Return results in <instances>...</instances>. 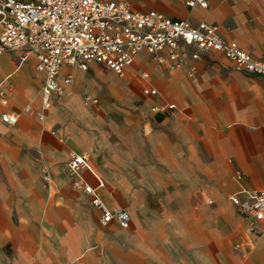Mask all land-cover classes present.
Wrapping results in <instances>:
<instances>
[{
	"label": "crops",
	"instance_id": "1",
	"mask_svg": "<svg viewBox=\"0 0 264 264\" xmlns=\"http://www.w3.org/2000/svg\"><path fill=\"white\" fill-rule=\"evenodd\" d=\"M113 1L216 25L264 61V0ZM23 55L0 54V264H264V232L231 200L264 191L261 76L221 52L203 54L191 73L142 51L121 74L64 65L72 82L43 109V74ZM74 153L88 156L80 176L102 202L128 212L126 227L101 223L73 186Z\"/></svg>",
	"mask_w": 264,
	"mask_h": 264
},
{
	"label": "built area",
	"instance_id": "2",
	"mask_svg": "<svg viewBox=\"0 0 264 264\" xmlns=\"http://www.w3.org/2000/svg\"><path fill=\"white\" fill-rule=\"evenodd\" d=\"M207 6L206 0H187V6ZM22 50L26 59L33 55L35 68L43 74L39 89L43 109L52 106L72 82L71 74L61 76L64 65L86 70L90 62L104 63L121 74L139 52L151 60L165 63L170 69L199 60L209 51L221 52L236 63L238 69L264 79V61L254 59L243 49L230 44L213 24L194 25L187 19H175L148 10L133 11L125 1L113 0H0V54ZM148 76L147 72L143 73ZM155 94V89L148 90ZM6 102L5 97L2 98ZM86 103H98L96 97H85ZM31 111L30 107L26 108ZM3 122L12 124L17 115L1 114ZM74 176L73 186L90 196V203L101 212L103 224L115 221L126 227L130 216L126 210H111L100 199L95 188L80 176L88 165V156L74 153L68 161ZM48 172L43 175L47 184ZM239 215L251 218L264 232V191L250 192L243 198L231 195Z\"/></svg>",
	"mask_w": 264,
	"mask_h": 264
},
{
	"label": "rangeland",
	"instance_id": "3",
	"mask_svg": "<svg viewBox=\"0 0 264 264\" xmlns=\"http://www.w3.org/2000/svg\"><path fill=\"white\" fill-rule=\"evenodd\" d=\"M85 82H87V80Z\"/></svg>",
	"mask_w": 264,
	"mask_h": 264
}]
</instances>
